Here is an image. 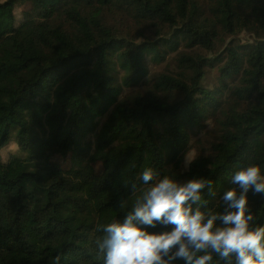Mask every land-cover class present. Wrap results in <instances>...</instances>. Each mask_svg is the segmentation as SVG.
<instances>
[{"label":"trees","instance_id":"obj_1","mask_svg":"<svg viewBox=\"0 0 264 264\" xmlns=\"http://www.w3.org/2000/svg\"><path fill=\"white\" fill-rule=\"evenodd\" d=\"M248 164L264 174V0H0V264H104L142 171L208 178L222 211Z\"/></svg>","mask_w":264,"mask_h":264},{"label":"clouds","instance_id":"obj_2","mask_svg":"<svg viewBox=\"0 0 264 264\" xmlns=\"http://www.w3.org/2000/svg\"><path fill=\"white\" fill-rule=\"evenodd\" d=\"M194 161L187 153L183 163L190 167ZM159 176L155 168L142 171L143 187L131 184V210L123 221L101 225L103 236L95 243L104 264H212L214 256L224 264H264V226L256 225L252 206V197L264 199L259 164L233 174L235 187L223 193L222 211L204 203L205 189L215 194L210 179L195 177L181 183ZM124 184L129 187L127 181ZM119 206L129 207V200L122 199ZM157 228L166 230L152 231ZM60 260L57 255L51 264Z\"/></svg>","mask_w":264,"mask_h":264},{"label":"rangeland","instance_id":"obj_3","mask_svg":"<svg viewBox=\"0 0 264 264\" xmlns=\"http://www.w3.org/2000/svg\"><path fill=\"white\" fill-rule=\"evenodd\" d=\"M28 8L27 6H22L21 8H19V10L17 11V14H21L22 12L26 11ZM238 40L242 41L243 43H246L248 41L252 40V37L246 34H239L237 37ZM166 65V63H162L158 66H152V71H160L164 66ZM192 155V154H191ZM193 156V155H192ZM58 158L55 157V161H57ZM96 171L100 172V166L99 165H95Z\"/></svg>","mask_w":264,"mask_h":264}]
</instances>
